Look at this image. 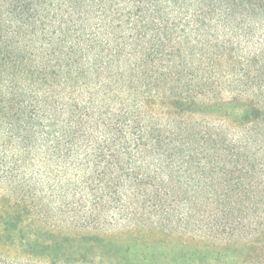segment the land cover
I'll use <instances>...</instances> for the list:
<instances>
[{
    "label": "trees",
    "instance_id": "obj_1",
    "mask_svg": "<svg viewBox=\"0 0 264 264\" xmlns=\"http://www.w3.org/2000/svg\"><path fill=\"white\" fill-rule=\"evenodd\" d=\"M0 264H264V0H0Z\"/></svg>",
    "mask_w": 264,
    "mask_h": 264
}]
</instances>
